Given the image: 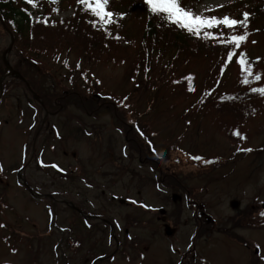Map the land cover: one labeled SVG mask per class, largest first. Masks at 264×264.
Wrapping results in <instances>:
<instances>
[{"label":"rangeland","instance_id":"obj_1","mask_svg":"<svg viewBox=\"0 0 264 264\" xmlns=\"http://www.w3.org/2000/svg\"><path fill=\"white\" fill-rule=\"evenodd\" d=\"M45 1L52 17H72L70 0L29 4L44 13ZM244 1L183 8L224 16ZM256 24L244 65L220 66L218 52L187 64L155 56L134 74L132 47L94 58L48 34L38 52L0 27V264H264V94H250L241 119L217 100L245 80L264 88V18ZM34 52L37 72L24 60ZM3 61L25 78L1 77ZM50 91L64 94L50 102Z\"/></svg>","mask_w":264,"mask_h":264},{"label":"trees","instance_id":"obj_2","mask_svg":"<svg viewBox=\"0 0 264 264\" xmlns=\"http://www.w3.org/2000/svg\"><path fill=\"white\" fill-rule=\"evenodd\" d=\"M70 1H72L74 9L72 17L56 19L52 17V10L48 12V9L53 7L50 1L43 2L44 13L36 14L33 11L34 5L29 4L27 0H0V27L11 33L15 42L19 41V45L38 52L49 50L47 45L54 44L51 46L58 49L61 46H56L57 43H67V49L77 45L79 46L78 50L89 53L96 58V53L101 52L105 47H110L109 51L113 53V56L119 47L127 49L132 47L134 55L128 61L131 63L130 73L134 74L146 72L152 68V60L155 56H167L175 62L181 60L187 64L192 59L218 52L224 56V61L220 62V66H222L226 62L232 63L234 59L239 61V54L244 53V60L247 62L246 45L252 41V34L259 30V26L256 24L257 20L264 18V0H246L237 4L236 7H240L241 10L227 12L224 15L232 19L243 20L244 13H248L246 27L237 25L229 29L220 26L211 29L205 28L199 34H193L177 24L169 23L162 16L154 15L150 11L147 0H118L108 3L106 11L124 13L114 22H110L109 18H106L108 22H102L98 17L92 15L80 0ZM191 1L178 0V3L180 7H184L187 2ZM227 9L226 7L223 10L227 11ZM189 12L193 14L194 8L190 7ZM213 16L218 19L224 17L217 12L206 13L205 17H201L211 18ZM128 21L129 24L126 26ZM209 32L211 36L206 35ZM245 33H247V40L242 42L239 48L228 46L222 39H217V37L243 35ZM48 34L57 35L59 39L51 44L46 41H38L39 37H47ZM113 45L117 46L116 50H114ZM229 52L236 54L232 60L228 59ZM34 54L40 55L34 52L23 59L28 62V69L37 72L39 65ZM176 67L178 68V66ZM6 71L5 69L4 72ZM182 75V86L184 90L190 91L195 74L187 71ZM21 76L23 77V74ZM255 87L256 85H253L251 80H247L244 92L228 93L222 100L223 96L218 97L217 100L220 103L218 106L228 108L232 115L241 119L242 115H246L249 110H252L248 98ZM53 92L50 91V95H48L50 102L57 101L59 96L64 94L62 92L63 94L54 96ZM87 96L98 99V95H93L92 92ZM242 218L251 220L252 215L249 214ZM255 219L257 220V218Z\"/></svg>","mask_w":264,"mask_h":264},{"label":"snow or ice","instance_id":"obj_3","mask_svg":"<svg viewBox=\"0 0 264 264\" xmlns=\"http://www.w3.org/2000/svg\"><path fill=\"white\" fill-rule=\"evenodd\" d=\"M33 0H28V3H32ZM82 4L94 15L98 17L102 22H108L106 18L113 15L112 12L106 11L108 5V0H80ZM147 4L150 7V11L157 16H162L163 19H166L169 23L177 24L181 28L186 29L188 32L193 34H199L201 30L213 27L225 26L229 29H232L234 26L240 25L243 27L247 26L248 13H244L243 20H237L224 16L222 19H218L213 16L211 18H202L199 15L193 16L192 13L186 11L183 7L179 6L178 0H147ZM207 36H211V33H207ZM217 39H222V41L228 46H235L239 48L241 43L247 40V33L243 35H231L228 37H217ZM255 43V42H253ZM234 55L233 52L228 53V59L232 60ZM239 63L241 65L245 64L244 53H240ZM79 67V65H78ZM257 80H260L261 77L257 76ZM247 83V81H244ZM253 91L264 94V88L253 89ZM127 99V98H125ZM238 134V133H237ZM243 151H251V149H243ZM196 159H200L196 157ZM53 167H56L53 165ZM264 215V213H262Z\"/></svg>","mask_w":264,"mask_h":264},{"label":"water","instance_id":"obj_4","mask_svg":"<svg viewBox=\"0 0 264 264\" xmlns=\"http://www.w3.org/2000/svg\"><path fill=\"white\" fill-rule=\"evenodd\" d=\"M3 62H4V64H5V66L7 67V69L9 70V73H8V75H10V74L14 73V71H13L12 67H11L10 65H8V63H6L5 61H3Z\"/></svg>","mask_w":264,"mask_h":264}]
</instances>
